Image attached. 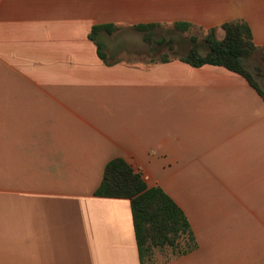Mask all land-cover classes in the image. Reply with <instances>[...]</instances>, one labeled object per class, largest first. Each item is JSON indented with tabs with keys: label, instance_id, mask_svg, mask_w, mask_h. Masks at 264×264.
Listing matches in <instances>:
<instances>
[{
	"label": "crops",
	"instance_id": "0c3cea01",
	"mask_svg": "<svg viewBox=\"0 0 264 264\" xmlns=\"http://www.w3.org/2000/svg\"><path fill=\"white\" fill-rule=\"evenodd\" d=\"M236 19L264 47V0H0V264H141L130 201L96 196L118 158L194 232L157 264H264L263 99L220 66H107L89 39Z\"/></svg>",
	"mask_w": 264,
	"mask_h": 264
},
{
	"label": "trees",
	"instance_id": "16d2710c",
	"mask_svg": "<svg viewBox=\"0 0 264 264\" xmlns=\"http://www.w3.org/2000/svg\"><path fill=\"white\" fill-rule=\"evenodd\" d=\"M192 28L188 23H175L171 29H163L158 24L131 27L149 45L152 56L150 64L179 59L193 67L220 66L242 76L264 101V88L258 81L264 78V47L255 45L249 24L242 19L233 20L219 28L210 29L203 41L192 35L188 53L184 57L177 56L178 43L175 39L168 38L166 33L170 36L183 34ZM118 30L120 28L112 24L95 25L89 35V39L97 46L99 58L107 66H112L116 59L109 54L103 37L104 34L113 35ZM219 30L223 32L221 38L218 36ZM257 58L260 64L252 72L249 62ZM96 196L130 201L141 264H157L154 260L157 251L170 250L172 257H180L197 248L194 232L181 207L162 188H148L141 175L125 160L118 158L107 164Z\"/></svg>",
	"mask_w": 264,
	"mask_h": 264
},
{
	"label": "rangeland",
	"instance_id": "374dc122",
	"mask_svg": "<svg viewBox=\"0 0 264 264\" xmlns=\"http://www.w3.org/2000/svg\"><path fill=\"white\" fill-rule=\"evenodd\" d=\"M163 29H167L163 27ZM168 31V30H165ZM207 34L204 31H199L198 29L192 28L186 34H172L166 33L168 38H173L178 43V47L176 49L177 56H185L190 45V36H196L199 41H203L204 36ZM104 43L108 47L110 53L114 56L116 60H122L128 63H136V64H146L149 62V59L152 58L149 52V45H147L143 41V37L140 33L135 32L129 28H121L113 35L104 34L103 38ZM202 43V42H201ZM168 52L169 51H165ZM159 59V57H158ZM260 61L257 59H253L249 62L250 70L252 72L255 71V66ZM262 64V63H261ZM263 66V65H262ZM261 86L264 88V78L258 79ZM257 211H250L251 214ZM241 215H239L240 217ZM237 217V216H236ZM241 218V217H240ZM170 251V250H167ZM171 253V251L169 252ZM167 252H156L154 260L160 262L165 259Z\"/></svg>",
	"mask_w": 264,
	"mask_h": 264
}]
</instances>
